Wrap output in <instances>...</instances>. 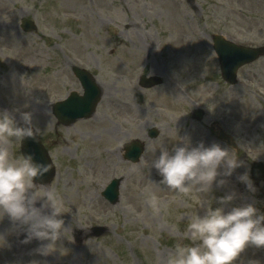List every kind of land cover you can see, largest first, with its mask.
I'll return each instance as SVG.
<instances>
[{"label":"rangeland","instance_id":"rangeland-1","mask_svg":"<svg viewBox=\"0 0 264 264\" xmlns=\"http://www.w3.org/2000/svg\"><path fill=\"white\" fill-rule=\"evenodd\" d=\"M22 18L33 20L37 30L22 32ZM215 34L264 46V0H0V110L18 123L16 109L32 113L55 164L49 185L63 200L65 227L55 250L41 255L36 250L47 242L23 243L26 226L4 215L0 264H165L177 243H199L191 239L188 224L193 214L203 213L205 197L158 184L161 177L151 161L161 144L171 150L182 143L177 139L186 131L193 146L200 141L226 146L217 138L220 117L237 151L227 147L242 166L223 187L214 183L208 196L234 191L226 210L242 203L264 207V180H252L254 192L237 180L245 171L250 175L252 163L264 164V99L257 96V84L247 82L252 74L264 87V56L239 73L238 82L246 78L244 90L238 84L226 87L211 48ZM72 64L85 68L103 89L94 116L75 123L79 137L67 135L71 129L65 132L50 112L51 104L74 88L67 71ZM142 71L165 84L140 88ZM179 72L183 81L174 77ZM177 80L182 92L173 87ZM196 104L204 112L201 121L190 119ZM101 127L110 133H101ZM137 139L141 153L127 163L121 159L122 142ZM8 147L13 158L21 156L20 141ZM116 149L119 157L109 155ZM112 179L120 180L115 205L101 197ZM149 191L160 201L158 210L146 201ZM212 206H219L215 199ZM96 226L105 229L100 236L93 233ZM240 259L264 264V247L248 246L234 264Z\"/></svg>","mask_w":264,"mask_h":264},{"label":"clouds","instance_id":"clouds-1","mask_svg":"<svg viewBox=\"0 0 264 264\" xmlns=\"http://www.w3.org/2000/svg\"><path fill=\"white\" fill-rule=\"evenodd\" d=\"M15 111L19 112V123L7 110H0V219L7 215L11 222L26 226L22 242L46 241L36 251L48 255L55 250L65 229L61 216L63 200L50 185L34 183L49 172L48 163L35 159L32 152L11 156L8 145L13 140H35L40 135V130L33 127L30 111ZM177 140L182 143L174 144L171 150L161 144L159 155L151 161L161 177L158 184L185 196L193 192L202 194L205 199L201 202L203 213L193 214L188 224L191 239L199 243H177L165 264H234L246 247H264V213L254 203H242L226 210L225 206L235 199L234 191L215 198L208 196L213 184L223 187L226 178L242 166V161L219 142L205 145L200 141L193 146L187 136ZM237 180L248 191L256 190L248 171ZM213 199L219 206H212ZM146 201L158 210L160 201L155 193L149 191ZM238 264H260V261L240 259Z\"/></svg>","mask_w":264,"mask_h":264},{"label":"water","instance_id":"water-1","mask_svg":"<svg viewBox=\"0 0 264 264\" xmlns=\"http://www.w3.org/2000/svg\"><path fill=\"white\" fill-rule=\"evenodd\" d=\"M20 27L24 32H33L36 30L34 24L26 19L21 21ZM216 41V52L220 56L221 73L224 79L230 83L234 81L236 70L240 66L253 61L259 55L263 54V49H242L230 43L224 42L221 39H217ZM78 73L79 74H77V76L85 87V95L81 99L73 96L69 100V102L76 101L77 99L79 100L74 112L75 115H72L69 119L65 118V102L58 103L54 107L56 118L58 119L59 123L64 125L70 121L88 117L92 113V109L98 100L99 92L94 83L91 82L89 75L81 71H78ZM141 85L144 87H151L154 85V82L152 80L143 78ZM150 136H153V133H151ZM129 149L130 153L129 156H127L128 159L136 162L141 153V145L137 142H134V144L129 146ZM30 152L35 154V159L50 165L47 155L39 142L38 136L35 138V140L32 138H25L21 142V153L27 154ZM251 175L254 180H262L264 177L263 166L260 163H255L252 166ZM52 176L53 169L50 165L49 172L45 173L43 177L36 178L34 183L38 185H46L49 183ZM103 195L112 204L117 201L118 193L116 181L111 183ZM261 212L264 213V209H262ZM101 232V230H95V235L98 236L101 234Z\"/></svg>","mask_w":264,"mask_h":264},{"label":"flooded vegetation","instance_id":"flooded-vegetation-1","mask_svg":"<svg viewBox=\"0 0 264 264\" xmlns=\"http://www.w3.org/2000/svg\"><path fill=\"white\" fill-rule=\"evenodd\" d=\"M212 48V47H211ZM213 50V49H212ZM170 53V48H167V54H169ZM174 57V56H173ZM169 59H170V56L168 57ZM215 59H216V57H215ZM157 59H155V61H156ZM216 67H218L219 68V65H218V62H217V60H216ZM70 67V66H69ZM69 68H67V71L68 72H71L72 73V70L71 69H69ZM241 70H242V68L241 69H239L238 70V72H237V80H238V75H239V73L241 72ZM247 74V73H246ZM72 75V77H74L73 76V74H71ZM141 75H148V73L146 72H144V71H142L141 72V74H140V76ZM150 76H157V75H150ZM214 76H215V74H214ZM219 76H220V78H221V75H220V72H219ZM157 77H159V76H157ZM174 77L175 78H179L180 80H182L183 81V79H181V74H180V72L179 73H176V74H174ZM251 78V79H250ZM74 79H75V77H74ZM138 79H139V77H138ZM138 79H137V85L139 86V83H138ZM180 80H177V81H174L173 82V87H177V90L179 91V92H182V89H181V87H182V85L179 83L180 82ZM221 80H222V78H221ZM179 81V82H178ZM249 81H252V82H254V84H257V87H259V88H255V90L256 91H259V93H264V90H262V89H260V88H264L263 87V85L262 84H258L259 82L258 81H255V79H254V77H253V75L252 74H249L248 76H247V82H249ZM160 85L159 86H161V85H164L165 84V80H163L162 78L160 79ZM222 82L223 83H225V86L227 87V86H235V85H240V86H242L243 88V90H244V88L246 87V78L245 79H243V80H241L240 82H238V81H236V83L235 84H229V83H227V82H224L223 80H222ZM73 84V86H74V88L73 89H68L67 91H66V94L68 93V92H70V91H77V92H81V88H80V85H79V82L77 81V79H75L74 80V83H72ZM223 85V84H222ZM98 86L100 87L99 89H100V102H101V98H102V93H103V89L101 88V86L98 84ZM140 87V86H139ZM141 88V87H140ZM142 89H144V88H142ZM148 89V88H147ZM242 90V91H243ZM174 91H175V89H174ZM65 94V95H66ZM258 95V94H257ZM99 102V103H100ZM70 108H73L74 106L73 105H71V106H69ZM120 107H121V105H120ZM130 109H133L134 107H132V106H130L129 107ZM197 109H199V107H197V106H195V108H193L192 110H191V115H190V119L192 120V121H197V117L198 116H200V117H202L203 118V116L202 115H199V113L198 112H196V110ZM163 111H166V107H165V109L163 110ZM125 115L127 116V115H129V112H126L125 113ZM94 116V115H93ZM92 116V117H93ZM91 117V118H92ZM202 120V119H201ZM81 121H83V120H81ZM77 122H80V120H77V121H75L73 124H70V125H67V126H65V132H67L68 130H70V132L67 134V135H70V133L72 132V135H74V137L75 136H78L79 137V135H78V132H77V130H74L73 128H74V126H75V123H77ZM212 122L214 123V121L212 120ZM170 124V123H169ZM103 125H105V124H103ZM172 125V124H171ZM227 125V124H226ZM173 128H174V126H176V123L175 122H173ZM169 128H170V126H168ZM105 127H101V131L104 129ZM118 131H119V128L117 129ZM101 133H110V131L109 130H104V131H102ZM116 133V132H115ZM148 133V132H147ZM189 132L188 131H186V135L188 134ZM185 135V136H186ZM189 136H191V133L189 134ZM74 140V139H73ZM114 140H117V138H116V135L114 134ZM225 145H227L226 143H224ZM122 150H121V155H122V158L121 159H123L125 162H127L128 163V161H127V159H126V151H125V149H124V145H125V143L124 142H122ZM117 153H119V150L118 149H116V152L114 151V153L113 152H111V153H109V155H113V156H115V157H119V154H117ZM71 157H73V155H71ZM130 163V162H129Z\"/></svg>","mask_w":264,"mask_h":264},{"label":"bare ground","instance_id":"bare-ground-1","mask_svg":"<svg viewBox=\"0 0 264 264\" xmlns=\"http://www.w3.org/2000/svg\"><path fill=\"white\" fill-rule=\"evenodd\" d=\"M35 254V253H34ZM36 255L38 256V254L36 253Z\"/></svg>","mask_w":264,"mask_h":264}]
</instances>
